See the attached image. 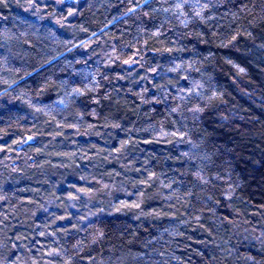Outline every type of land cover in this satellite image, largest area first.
<instances>
[{"label": "trees", "instance_id": "obj_1", "mask_svg": "<svg viewBox=\"0 0 264 264\" xmlns=\"http://www.w3.org/2000/svg\"><path fill=\"white\" fill-rule=\"evenodd\" d=\"M0 264H264V0H0Z\"/></svg>", "mask_w": 264, "mask_h": 264}]
</instances>
